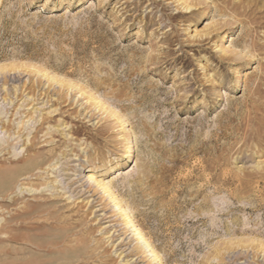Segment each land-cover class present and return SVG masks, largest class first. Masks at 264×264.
I'll list each match as a JSON object with an SVG mask.
<instances>
[{
	"label": "rangeland",
	"instance_id": "rangeland-1",
	"mask_svg": "<svg viewBox=\"0 0 264 264\" xmlns=\"http://www.w3.org/2000/svg\"><path fill=\"white\" fill-rule=\"evenodd\" d=\"M125 218L264 264V0H0V264H156Z\"/></svg>",
	"mask_w": 264,
	"mask_h": 264
},
{
	"label": "bare ground",
	"instance_id": "bare-ground-1",
	"mask_svg": "<svg viewBox=\"0 0 264 264\" xmlns=\"http://www.w3.org/2000/svg\"><path fill=\"white\" fill-rule=\"evenodd\" d=\"M15 99V98H13ZM18 99V98H17ZM25 103V102H24ZM27 104V103H26ZM20 129V128H19ZM33 144V143H32ZM133 149L130 148L129 149V152L127 153L126 155V158L130 157V155L133 153ZM118 166V165H117ZM114 167L115 165H111L110 167V171H113L114 170ZM93 176L94 175H89V180H93ZM99 185H104L103 183L101 182H97ZM117 209H121L119 206L117 207ZM126 214V213H125ZM128 217V216H126ZM128 220L126 221V224L130 225V227H132V230L135 232V236H137V238L140 240L139 242H143L144 245L146 246V248L148 249V251L150 252V255L153 256V261L154 263L156 264H163L158 258V255L154 252L153 248L151 247V245L144 239V235L143 233L139 230V228H135L134 225L131 223V220H129L128 218H125V220ZM143 245V244H142Z\"/></svg>",
	"mask_w": 264,
	"mask_h": 264
}]
</instances>
